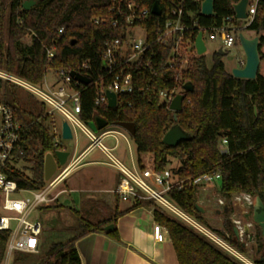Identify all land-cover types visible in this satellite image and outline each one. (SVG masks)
<instances>
[{
    "label": "trees",
    "instance_id": "obj_1",
    "mask_svg": "<svg viewBox=\"0 0 264 264\" xmlns=\"http://www.w3.org/2000/svg\"><path fill=\"white\" fill-rule=\"evenodd\" d=\"M32 0H0V70L12 74L30 84L40 85L48 71L65 70L68 73H86L91 84L82 85L81 118L85 123L101 117L108 125L133 123L132 140L138 156L151 154L159 171L169 168L177 160L178 168L171 169L181 180H193L204 174L218 173L221 181L218 192L226 200L224 227L228 242L240 254L245 247L234 234L231 223L232 196L239 193L259 197L264 204V77L238 79L226 71L222 56L214 54L213 65L208 67L206 56L196 57L181 69L167 65V53L157 58L155 65L141 70L138 88L132 95L119 97L118 105L97 106L98 95L110 79L103 66L102 54L105 42L120 35V30L105 23L95 24V19L106 17L110 0H34L37 4L26 11L23 4ZM205 0H185L184 22H197V30L220 27L228 18L239 32L243 22L235 18L234 4L240 0H214V14L201 13ZM163 15L149 16L145 28L155 36L156 29L165 19L164 0H158ZM154 3V2H152ZM151 3V4H152ZM62 30V33H60ZM260 37L261 61L264 54V0H259L252 23L246 28ZM30 38V44L24 40ZM55 56L47 64V52ZM168 51V50H167ZM88 63V69H82ZM192 82L193 92L187 93L183 110L174 113L160 98L164 90L185 93L183 86ZM3 97L0 102L8 105L16 121L25 128L23 137L13 152V158L4 174L16 182L19 189L42 190L44 181V156L56 153L62 147L55 146L56 137L48 107L25 89L0 80ZM175 125L190 135V139L176 147L163 143L165 134ZM226 141L223 146V142ZM23 163L21 167L18 164ZM169 199L200 224L209 227L198 209L199 191L190 182L182 189L175 188ZM129 211L146 206L153 208L155 222L168 230L179 264H245L208 241L204 236L166 212L154 202L129 203ZM105 207V208H104ZM105 212L106 206L98 201L84 200L82 211H76L78 225L72 228L43 230L36 254H19L14 264H81L76 244L94 233L106 234L120 242L117 228L106 232L104 228L116 223L126 212L115 211L111 219L96 215ZM222 237L225 233L214 230ZM8 232H0V263L5 255ZM254 243L261 257L254 264H264V236L255 226Z\"/></svg>",
    "mask_w": 264,
    "mask_h": 264
},
{
    "label": "built area",
    "instance_id": "obj_2",
    "mask_svg": "<svg viewBox=\"0 0 264 264\" xmlns=\"http://www.w3.org/2000/svg\"><path fill=\"white\" fill-rule=\"evenodd\" d=\"M156 1L158 0H110L107 16L95 19V24L108 23L121 32L118 37L107 40L104 45L103 66L110 79L105 89L96 98L95 103L97 106L107 105L109 107L108 93L116 96L117 106L119 97L142 91L141 88L137 90L141 75L140 71L155 65L157 58L163 57L165 52L167 53V65L171 68L181 65V69H183L191 59L201 57L196 49V39L200 32L204 34V42L207 47L206 54L209 52L207 39L221 43L215 53L224 52L225 48H233L239 44L237 27L232 24V18H228L220 27L197 30V36L193 38L197 22L193 21L191 25L184 22L185 0H164L166 2L165 19L156 29L155 36L152 37L145 28L144 23L149 19V16L160 18L163 15L160 4L161 14L155 16L151 13ZM258 2L259 0L249 1L247 19L240 20L243 22V26L248 27L252 23ZM60 33H62V30H60ZM54 56V50L47 52L48 65ZM241 64H243V61ZM88 65V63H84L82 69H88ZM48 73L54 74V83L48 81ZM77 73L87 77L86 73ZM0 80L25 89L46 104L48 115L51 118L52 133L55 137H57L58 128L53 114L58 113L63 117V122L68 123L73 139L76 140L75 149L72 153L69 152L65 165L58 168L55 177L44 189H19L16 182L6 177L4 169L12 161L13 152L23 137L25 128L16 121L12 109L5 103L0 102V205L3 212V214H0V232L9 233L5 255L0 264H14L15 258L19 254L38 253L40 236L44 228L39 220L33 219L35 209L41 206L47 207L54 203L59 194L64 192L53 196L54 189L62 184L71 171L80 167L85 159L95 151L101 152L106 158L105 163L120 173V181L114 193L121 201L127 203L154 202L230 256L245 261L242 254L228 242L229 234L225 233L226 237L224 238L200 224L178 208L168 197L171 190L175 188L182 189L185 182L188 181L202 193L213 189L215 193L214 204L219 208L217 209L218 212H221V210L225 212L226 200L218 192V183L221 181L220 174L209 173L193 180L184 181L175 175L170 168L164 171L157 170L151 154H149L150 157H146L147 161L138 160L136 162L132 160L129 165L118 159L113 154L119 146L117 136L123 138L127 143L128 140L123 133L109 127L123 128L112 124L94 132L88 126V123H85L81 118L80 88L82 84L77 82L65 70L53 72L48 69L40 85L30 84L2 70H0ZM178 94L181 93L174 89L164 90L160 92V98L169 106ZM62 124L60 127L61 134ZM123 130L131 136L128 131ZM80 132L88 140L87 147L83 148L81 152H79L78 147V134ZM107 140H112L115 144L113 146L109 145L106 143ZM225 144L226 141L223 142L222 149H224ZM58 145L60 144L55 139V146ZM128 150L130 156H132L129 145ZM60 151L68 152L65 149ZM23 193H28L30 197H22ZM14 194L21 195V197H13ZM201 197H203L202 194ZM208 202H212V200ZM231 202L233 209L231 223L233 229L236 228L238 231L236 239L244 247H247L248 244L254 243L255 237L253 229L256 224L251 217L255 206V197L250 194L239 193L232 196ZM238 212H240L239 217ZM248 216H250L249 220L246 219ZM153 236L157 243H163L169 237V233L162 225L155 223Z\"/></svg>",
    "mask_w": 264,
    "mask_h": 264
},
{
    "label": "crops",
    "instance_id": "obj_3",
    "mask_svg": "<svg viewBox=\"0 0 264 264\" xmlns=\"http://www.w3.org/2000/svg\"><path fill=\"white\" fill-rule=\"evenodd\" d=\"M254 37H256V33L250 31L249 39ZM244 64L245 60L241 64V67ZM87 145L88 141L85 147ZM130 157L132 162L133 158L132 156ZM142 157H150V155ZM142 157H138V160ZM85 160L84 166L91 167L90 171L82 175L83 181L87 185H90L88 191L90 193H100L104 196L83 198L81 206L84 200L102 202L106 206L107 211H95L94 213L101 217L103 216L102 218L104 219H111L116 210L128 212L120 216L115 223V228H117L120 236V242L102 233L91 234L77 242L76 248L81 259V264H179L170 237L163 243H157L154 239L153 227L156 222L153 208L143 206L129 211L131 205L121 201L114 193L120 181V173L105 163L103 154L99 151L91 153ZM124 162L126 163V161ZM68 177L63 183H66ZM65 193L66 190L62 189L54 194L53 196L59 194L54 203L58 202L60 197ZM54 203L47 207L54 206Z\"/></svg>",
    "mask_w": 264,
    "mask_h": 264
},
{
    "label": "rangeland",
    "instance_id": "obj_4",
    "mask_svg": "<svg viewBox=\"0 0 264 264\" xmlns=\"http://www.w3.org/2000/svg\"><path fill=\"white\" fill-rule=\"evenodd\" d=\"M246 28L247 27L242 26L241 30L238 32V35L242 33L246 38H250V31L246 30ZM24 42L25 44L28 45L30 44L31 40L30 38H26ZM207 46H208L209 52L205 56L207 59L208 67H212L215 51L217 48L221 46V43L219 41H210L209 39H207ZM261 52L264 54V45L261 48ZM224 53L225 55L222 56L223 57L222 62L225 65L226 71L229 74H232L233 70L240 68L241 62L245 60L244 51L241 45L237 44L233 48H225ZM259 73L264 77V62L260 66ZM47 79L50 83H54L55 82L54 74L48 73ZM2 97H3V91H2V88L0 87V98ZM53 116H54V119L56 120V127L58 128L57 137H56L57 142L60 144L62 149H65L68 152L72 153L75 149L76 140L75 139H72V140L63 139L62 134H61V128H60L61 124L63 123V117L58 113H54ZM109 128L120 131L127 137V140H128V143H127L123 138H121L120 136H117L119 146H118V149L113 154L118 159L122 161H126V163L128 164H131V157H130V153L128 150V145H129V148L132 153V158L134 161L137 162L139 156L137 154L136 145L134 141L132 140L131 136H129L123 129H120L117 126H112ZM87 141L88 140L80 132L78 134L79 152L83 150V148L87 144ZM106 143L112 146L115 144L114 141L112 142V140H107ZM146 155H149V154H145L142 156H146ZM103 158H104V161L106 162V158L104 156ZM140 160L147 161L146 157L145 158L142 157L140 158ZM85 162L86 160L83 162V164L80 167L71 171V173L68 175L69 177L66 183H62L54 189L53 195L62 189L66 190V193L60 197L58 202L54 203V206L52 207L41 206L35 209L34 214H33V219L39 220L42 223L44 230L76 227L78 225V217L75 213V210L82 211L81 202L83 198H86V197L97 198V197L104 196L100 193H92V192L90 193V191H88L90 185H87V183L83 181L82 175L83 173L90 171L91 167L89 168L85 167L84 166ZM22 165L24 164L21 162L20 164H18V167H21ZM179 165L180 163L177 160H173L169 168L175 169V168H178ZM107 169H110V168H107ZM61 170L62 168L60 169V171ZM218 185H220V183H218ZM201 194L203 197H201ZM199 196H200L199 200L201 199L199 201V204L203 208H205L206 212L204 214V218L208 222L210 229L212 231L218 230L221 233L228 234V231L224 227V221H225L224 212L222 210L221 212H218L217 209L219 208L215 206L214 204V200H215L214 190L209 189L207 192H203V193L199 192ZM13 197L19 198L21 197V195L14 194ZM22 197L29 198L30 195L28 193H23ZM204 198H205V201H204ZM209 200H212V202H208ZM0 214H3L1 205H0ZM239 216H240V212H238V217ZM253 233L255 234V227L253 229ZM242 256L245 259L244 261L245 264L247 263L254 264V260L260 258L261 254L258 253L256 244L250 243L247 245V247H245V252L244 254H242Z\"/></svg>",
    "mask_w": 264,
    "mask_h": 264
},
{
    "label": "water",
    "instance_id": "obj_5",
    "mask_svg": "<svg viewBox=\"0 0 264 264\" xmlns=\"http://www.w3.org/2000/svg\"><path fill=\"white\" fill-rule=\"evenodd\" d=\"M250 0H240L239 2L234 4V13L235 17L238 20L247 19V9ZM37 4V1H27L23 4V8L28 11L33 6ZM151 13L155 16H159L161 14V9L159 6V2L156 1L153 5ZM201 13L204 16H212L214 14V0H205L202 4ZM239 44L241 45L244 54H245V64L243 67L234 69L232 72V76L238 79H256L259 75V70L261 66V54H260V37L256 36L252 39L246 38L242 33L238 35ZM196 49L199 56H205L207 47L204 42V34L200 32L196 39ZM218 54L220 56H224L225 53L223 51H219ZM70 75L80 84L89 85L91 83L90 79L82 76L76 72H71ZM183 90L185 93H181L175 96L171 104L169 105V110L174 113V119L177 121V113H180L183 110V103L187 97V93L193 92L194 86L192 82H186L183 86ZM109 99V107H116V96L112 93H108ZM108 125V121L101 118L96 117L94 121L89 122L88 126L94 131L97 132ZM120 127L125 129L130 133L131 136L135 135L136 129L133 123H120ZM62 137L65 140H72L73 136L71 133V129L67 122H63L62 124ZM190 139V135L183 132V130L178 126H173L164 136L163 143L176 147L180 143L185 142ZM69 156V152L57 151L56 153H46L44 156V181L49 183L57 173L59 167H63L67 161ZM197 209L205 214V208L201 205H197ZM254 223L258 225L264 236V204L259 197L255 198V206L253 210V214L251 215ZM247 220L250 219V216L246 217ZM106 232H111L115 230V225L110 224L104 228ZM234 234L237 237L238 231L236 228L233 229Z\"/></svg>",
    "mask_w": 264,
    "mask_h": 264
}]
</instances>
